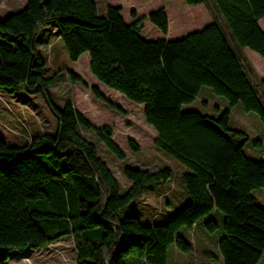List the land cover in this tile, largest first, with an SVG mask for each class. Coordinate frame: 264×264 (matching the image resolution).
Here are the masks:
<instances>
[{
	"label": "trees",
	"instance_id": "16d2710c",
	"mask_svg": "<svg viewBox=\"0 0 264 264\" xmlns=\"http://www.w3.org/2000/svg\"><path fill=\"white\" fill-rule=\"evenodd\" d=\"M183 1L206 8L209 20L176 38L167 36L171 18L165 6L143 12L136 3L106 0L101 12L96 0H27L24 8L0 18V91L42 94L58 119L54 133L36 134L25 145L0 136V264H9L14 251L43 248L66 237L73 238L77 264H170L172 247L193 250L182 231L202 225L214 232L220 212L224 222L217 244L223 264H260L264 205L254 191L264 187V158L245 151L249 135L232 126L231 110L241 104L264 124V78L253 81L254 68L244 51L264 56V0ZM145 21L164 35L146 38ZM54 38L71 62L89 53L97 80L143 106L157 132L156 145L187 168L181 175L182 208L172 212L176 204L168 205L163 218V205L149 223L130 211L149 190L172 194L180 203L182 193L167 184L175 171L126 166L130 185L122 192L96 143L83 132L94 131L124 159L113 131L93 125L72 99L60 107L50 96L60 72L49 74L48 57L40 55L37 44L42 40L49 46ZM68 74L80 79L71 69ZM91 91L124 112L98 86ZM211 92L225 98L228 107L216 105L217 114L184 109ZM254 145L264 147L258 138Z\"/></svg>",
	"mask_w": 264,
	"mask_h": 264
},
{
	"label": "rangeland",
	"instance_id": "374dc122",
	"mask_svg": "<svg viewBox=\"0 0 264 264\" xmlns=\"http://www.w3.org/2000/svg\"><path fill=\"white\" fill-rule=\"evenodd\" d=\"M26 1L0 0V18L4 19L11 13L21 10L24 8ZM96 1L101 12H104L107 6L106 0ZM182 1L129 0L125 1V5L136 3L143 12L148 10L151 12L165 6L171 18V26L167 36L176 38L201 27L200 25H203L204 22L203 19L209 20L208 12L205 8L200 11L197 10L199 6H191ZM125 15L129 19V8ZM145 15H148V13ZM143 24V35L146 38L155 39L158 38L157 36L164 35H158L162 32L153 27L151 22L145 21ZM261 26L264 28V18L261 20ZM45 32L46 27L40 32L41 38ZM52 42L51 47L46 46L42 40L37 44L40 55L48 57L49 74L60 72L58 83L49 90L50 96L60 107L64 106L67 99H72L77 108L93 125L100 128L109 127L113 131L112 139L125 153L124 159L116 157L94 131L84 130L83 132L88 139L96 143L99 153L106 160L120 182L122 192H125L130 185V181L124 173L126 166L150 170L169 166L175 171V177L167 183L171 188L170 191L178 194L182 193L178 197L180 203L176 202V205L169 210L173 212L182 208V204L186 202V196L184 198L185 187L182 184L181 175L187 171V168L156 145L158 135L155 129L147 123L143 106L131 102L121 93L108 88L97 80L90 70V60L87 56L83 55L78 62H71L61 41L54 38ZM245 51L246 62L253 65L254 68L251 73L253 81L257 83L259 78H264V56L250 48H246ZM69 69L74 71L80 79L73 81L68 74ZM94 85L98 86L105 96L115 106L121 107L125 113L119 112L103 100L97 99L91 91V87ZM205 97H198L193 103L185 105L184 109L198 110L205 114H217L214 108L216 105L222 109L228 107L227 100L215 95L213 92ZM205 101L206 104L204 103ZM231 117L232 126L243 129L249 135L245 151L255 159L264 158V147L258 148L254 145L258 138L261 139L264 146V124L259 115L254 111L247 112L241 104H238L232 108ZM57 126L58 119L42 94L22 91L10 96L0 91V136L9 144L25 145L36 134L54 133L57 130ZM131 141L136 143L138 149L132 147ZM254 195L264 205V187L255 190ZM170 196L172 194H164L160 190L146 191L131 206L130 211L137 212L143 222L149 223L150 218L155 213H159L160 207L164 205L162 216L165 218L168 210V206L165 203L170 201ZM216 218L220 226L214 232H209L202 225L192 231L184 229L182 234L192 241L193 250L183 252L172 247L170 249L169 263L223 264V257L217 240L223 232L224 215L220 212ZM76 259L77 251L73 238L66 237L43 248L30 249L24 252L14 251L11 253L9 264H77ZM260 264H264V257Z\"/></svg>",
	"mask_w": 264,
	"mask_h": 264
},
{
	"label": "crops",
	"instance_id": "0c3cea01",
	"mask_svg": "<svg viewBox=\"0 0 264 264\" xmlns=\"http://www.w3.org/2000/svg\"><path fill=\"white\" fill-rule=\"evenodd\" d=\"M125 1H129V0H108V2H111V3H113V4H117V3H123V4H125L126 2ZM27 2V1H26ZM26 2L24 3V5L26 4ZM201 10L203 11L204 10V7H201ZM200 10V11H201ZM205 10H206V8H205ZM213 10H214V12L219 16V18L222 16V15H220V13L217 11V9H215V8H213ZM208 16H209V14H208ZM262 20V19H261ZM261 20H260V24H261ZM264 29V28H263ZM245 51V50H244ZM246 52V51H245ZM84 56H87L88 57V59L90 60V55H89V53H85L84 54ZM173 199L174 198H170V201H167L165 204L168 206V205H170V204H172V203H174V204H176V202H177V199L175 200L174 199V201H173Z\"/></svg>",
	"mask_w": 264,
	"mask_h": 264
},
{
	"label": "built area",
	"instance_id": "2783aa9c",
	"mask_svg": "<svg viewBox=\"0 0 264 264\" xmlns=\"http://www.w3.org/2000/svg\"><path fill=\"white\" fill-rule=\"evenodd\" d=\"M53 43H51L49 46L51 47Z\"/></svg>",
	"mask_w": 264,
	"mask_h": 264
}]
</instances>
